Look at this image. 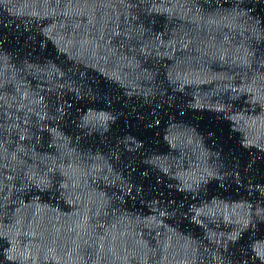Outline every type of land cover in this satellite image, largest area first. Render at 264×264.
I'll list each match as a JSON object with an SVG mask.
<instances>
[{"label": "water", "instance_id": "95a60500", "mask_svg": "<svg viewBox=\"0 0 264 264\" xmlns=\"http://www.w3.org/2000/svg\"><path fill=\"white\" fill-rule=\"evenodd\" d=\"M170 132L264 206V0H49Z\"/></svg>", "mask_w": 264, "mask_h": 264}]
</instances>
